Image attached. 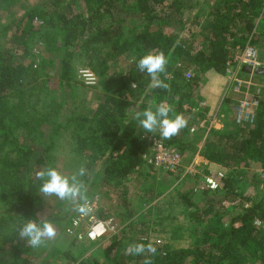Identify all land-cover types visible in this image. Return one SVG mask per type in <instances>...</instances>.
Segmentation results:
<instances>
[{"label":"trees","instance_id":"1","mask_svg":"<svg viewBox=\"0 0 264 264\" xmlns=\"http://www.w3.org/2000/svg\"><path fill=\"white\" fill-rule=\"evenodd\" d=\"M191 2L52 0L41 10H25L15 23L17 34L12 43L22 52L0 50V185L10 184L19 195L9 198L11 212L0 213V264H36L39 258L40 253L34 256L33 248L19 237V228L26 220L41 223L38 212L44 196L36 173L50 167L53 134L65 128L54 125L51 141L40 147L26 146L20 138L24 126L20 108L10 103V99L25 95L29 83L26 72L33 69L25 60L32 61L31 42L44 35L50 64L60 63L56 94L61 102L74 55L78 51L95 54L93 71L102 80L104 93L100 108L90 116H69L78 131L75 144L86 168L106 157V174L126 178L146 164L142 153L147 144L136 130L139 121L135 116L148 108L155 111L163 103L172 109L170 119L179 114L187 121L186 127L164 139L165 143L185 154L195 152L196 143L204 138L199 154L227 169L219 190L193 193L191 189L190 195L152 205L134 221L135 227L129 225L121 237L113 236L110 243L102 245L101 253L76 258L72 264H142L146 256L153 264H264V76L260 77L263 88L253 125L211 129L205 135L200 127L205 110L197 104L201 75L209 70L224 71L248 43L256 45L258 31L264 36V0H205L203 4L210 9L203 14H193ZM4 4L13 2L0 0V7ZM189 18L197 23L191 24ZM46 27L50 32L44 34ZM126 34L131 39L119 44ZM150 52H163L167 58L161 79L170 86L168 90L151 87L150 77L137 68L138 60ZM188 70L191 80L186 78ZM252 86L245 91L257 94L250 90ZM144 93V99L151 101L134 110ZM255 164L263 170L254 178L257 196L246 190L249 168ZM198 184L196 178L194 185ZM154 226L169 229V242L151 240ZM126 236L132 238L131 244L151 243L156 255L126 253ZM75 238L74 242L80 243L78 236ZM86 240L90 245L99 243ZM176 241L181 245L175 246Z\"/></svg>","mask_w":264,"mask_h":264},{"label":"rangeland","instance_id":"2","mask_svg":"<svg viewBox=\"0 0 264 264\" xmlns=\"http://www.w3.org/2000/svg\"><path fill=\"white\" fill-rule=\"evenodd\" d=\"M50 1L52 0H12V5L4 4L1 6L0 50L4 51L6 48H9L21 53V47L18 48L14 45L16 43H12L15 34H17L15 23L25 10H41V8ZM203 2L205 3V0H192L191 3L195 7L191 10L193 14L208 12L210 5L203 4ZM189 19H191V21H189L191 24L197 23L196 20L192 18ZM39 20L40 17L38 16V21ZM42 31L46 34L50 32V29L46 27L45 29L43 28ZM257 34H259L260 38L255 46L260 58L264 59V36L259 31ZM46 39L44 35L31 42L33 59L32 61L26 59L25 64L29 65L32 63L33 69L26 72V79L29 81L28 87L25 89L26 93L23 97H14L10 99L11 104L18 105L17 107L20 108L18 109L20 113L19 118L22 123H24V126L22 125L21 128V141L25 143L26 146L36 147L38 145V147H40L45 141H51L49 140V134L52 133V127H54V125H64V129L59 128L55 134L52 133L55 145L52 150L53 162L49 168H54L62 175L70 177L83 166L86 172L80 179L86 188L87 200L90 197H94V199L99 197L100 201L97 208L100 210V207H102L101 212L97 210L92 213L93 217L95 219H102L103 216V220L111 222L112 227H114L103 241L96 245H90L84 235L86 229L89 227V223L85 219H83L82 222L78 221L80 213L74 210V208L78 207L82 202L77 201L73 204L68 201L59 200L55 196L44 197L43 208L38 212L39 221L51 222L56 229V236L48 240L46 246L33 249L32 252H34V256L40 253L36 264H72L76 258L79 259L82 256L87 257L97 252L101 253L102 245L105 246L110 243L113 236L121 237V233H123L129 225L135 227L134 221H136L139 216L147 213L152 205L157 203L165 205L178 199L181 195H190L191 189L193 193H198L194 191L197 186L194 185V181L197 178L200 182L205 174L198 169L195 170V174L186 175L183 172L185 170H182L181 175L167 174V172L162 169L150 168V165L145 161L146 164L144 163L128 177L116 178V176L107 175L105 172L109 163L106 157L102 158L98 164L90 169L86 168L83 164V160L79 156L75 144V137L78 131L75 128V123L69 121V116L73 114L90 116L99 110L100 104L102 103V96L104 94L102 80H100L97 73L93 71L92 63L94 58L92 54L94 53L78 51L74 55L71 60L70 79L65 83V99L61 102L57 100L60 94H56L58 90V80L60 78V63L58 62L59 60H56V62H52V65L50 64V54H48L49 50H47L46 47ZM121 39L122 40H118L119 44H121L123 40L131 39V37L126 34L124 38ZM81 69H90L95 74L97 81L94 85L85 83L80 76ZM187 73H191V70L186 71V74ZM260 79L262 81V78ZM132 88H136V85H132ZM253 88V90L258 92L261 96L260 89L263 87L255 85ZM146 93L141 96L142 100H139L137 104L134 105V110L141 108L144 102L146 104L151 101V98L144 99ZM59 99H62L61 96ZM24 100L25 104L23 103ZM236 126L242 125H239L236 121L233 127ZM136 130L142 133L146 140L145 144L147 145L144 152L147 150L149 151V142L151 139L155 136L162 138L159 130L156 132H146L140 123ZM84 131L85 130H83V132ZM193 156L194 152H187V156L185 155V167H188L192 162L196 165V162L194 160L192 161ZM262 174L263 170L259 164H255L249 168L247 177L249 184L247 183L248 186L246 190L253 196H257L258 192L254 187V178ZM215 175H218V173ZM178 184L181 186L178 187ZM13 195L14 197H18L19 194L10 184L1 183L0 213L6 214L12 211L9 205V198ZM125 197L126 199H124ZM151 198L154 200L149 202ZM145 217H148V215H145ZM69 228L74 229L75 232L73 235L67 232ZM173 228H176V225H174L171 230H173ZM169 235L170 231L167 227L154 226L150 237L154 242H169ZM75 236H78L80 243L74 242L75 239H77ZM163 236L166 237V239ZM126 238L125 245L127 248L131 245L132 238L130 236H126ZM134 242L135 241H133V243ZM173 244L175 246L181 245L178 241ZM65 254L66 256H64Z\"/></svg>","mask_w":264,"mask_h":264},{"label":"clouds","instance_id":"3","mask_svg":"<svg viewBox=\"0 0 264 264\" xmlns=\"http://www.w3.org/2000/svg\"><path fill=\"white\" fill-rule=\"evenodd\" d=\"M167 58L163 52L148 53L140 58L137 62V68L140 72H145L150 77V86L168 90L169 85L161 79V75L166 73ZM172 111L170 106L160 104L153 111L151 108L145 109L143 112H137L135 119L139 121L140 125L146 132L159 133L164 139H171L179 134V132L186 127L187 121L183 116L177 114L174 119L169 118V113ZM85 168L81 166L70 177L62 175L54 168L38 171L36 178L40 181V193L44 197L55 196L59 200L68 201L75 204L81 201L75 211L82 216L90 212L88 201L86 197V188L81 181V177L85 175ZM56 236V229L51 222L43 221L37 223L35 220H26L19 228V237L24 239L26 243L33 249H39L46 246L48 240ZM126 253L134 256H142L145 253H151L155 256L157 253L156 247L151 243L145 245L143 243H134L126 248ZM6 259V258H3ZM142 264H153L150 257H145Z\"/></svg>","mask_w":264,"mask_h":264},{"label":"built area","instance_id":"4","mask_svg":"<svg viewBox=\"0 0 264 264\" xmlns=\"http://www.w3.org/2000/svg\"><path fill=\"white\" fill-rule=\"evenodd\" d=\"M256 37L258 38L257 35ZM260 67H264V59L260 58L255 44L248 43L243 51L239 53L225 68V71L231 80L233 91L244 95L235 108L236 121L239 125H253L256 121L257 110L259 107L258 94H250L244 89L245 86H250L252 83L251 81L242 78V71L244 68L255 70ZM80 76L88 85H94L97 81L95 74L90 69H81ZM186 78L187 80H190L192 74L187 73ZM192 132H194V129H192ZM142 158L154 168L162 169L163 171L174 175H181L182 170H185L183 172L186 175L195 174V170L197 169V166L194 164L185 167V155L176 147L168 146L163 138L156 136L150 140L149 151L147 150L143 152ZM223 176L222 173H218V175H203L194 191L214 192L219 190ZM87 201L88 207L91 210L87 215L82 216L80 214L78 221L82 222L83 219L88 221L89 227L86 229L84 235L90 242L95 243L103 241L114 227H112L111 222L109 221L95 219L93 217L92 213L99 210V208H97L100 201L99 197H96V199L90 197ZM67 232L73 235L75 231L73 228H69Z\"/></svg>","mask_w":264,"mask_h":264},{"label":"crops","instance_id":"5","mask_svg":"<svg viewBox=\"0 0 264 264\" xmlns=\"http://www.w3.org/2000/svg\"><path fill=\"white\" fill-rule=\"evenodd\" d=\"M248 71V68L242 71V78L251 81L253 86L263 87L260 77L264 75L253 74ZM198 85L197 104L205 110V118L201 121L200 127L204 129L205 135L211 129L220 130L233 127L236 124L235 108L244 95L233 91L231 80L226 71L209 70L201 75ZM253 86L250 88L251 91L254 89ZM246 88H249V86ZM256 93L258 94V92ZM131 117L134 118V115ZM205 135L203 136L205 137ZM204 141L203 138L197 142L198 144L196 143L197 149L192 157V161L194 160L196 162L195 166H198L197 169L202 171L203 174H225L227 172L225 167L210 162L199 154V149L203 146ZM184 155L187 156V153ZM100 208L102 209V207Z\"/></svg>","mask_w":264,"mask_h":264},{"label":"water","instance_id":"6","mask_svg":"<svg viewBox=\"0 0 264 264\" xmlns=\"http://www.w3.org/2000/svg\"><path fill=\"white\" fill-rule=\"evenodd\" d=\"M249 73L258 74V75H264V67L257 68L255 70L248 69Z\"/></svg>","mask_w":264,"mask_h":264}]
</instances>
